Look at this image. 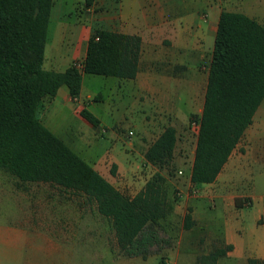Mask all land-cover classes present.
Listing matches in <instances>:
<instances>
[{
	"label": "trees",
	"instance_id": "trees-1",
	"mask_svg": "<svg viewBox=\"0 0 264 264\" xmlns=\"http://www.w3.org/2000/svg\"><path fill=\"white\" fill-rule=\"evenodd\" d=\"M90 5L93 0H86ZM54 0H0V169L21 182H44L83 193L109 219L121 252L147 258L161 242L158 226L173 212L168 178L156 172L134 196L126 195L50 130L39 106L67 86L73 99L81 94L83 75L134 79L140 69L142 38L96 29L85 57L64 71L44 67ZM264 100V24L239 11L220 14L209 66L205 101L198 123L191 170L194 185L214 182L253 124ZM80 114L93 126L100 120L87 108ZM178 131L167 126L145 153L148 164L164 168L176 150ZM115 172V165L114 170ZM247 197H237L243 207ZM195 220L185 216V229ZM234 246L216 247L197 264H217ZM251 264H264L251 260ZM164 263V261H163Z\"/></svg>",
	"mask_w": 264,
	"mask_h": 264
},
{
	"label": "crops",
	"instance_id": "crops-1",
	"mask_svg": "<svg viewBox=\"0 0 264 264\" xmlns=\"http://www.w3.org/2000/svg\"><path fill=\"white\" fill-rule=\"evenodd\" d=\"M63 1L57 0L58 6L55 12L56 0H54L50 24L53 17L60 21ZM223 10L243 12L264 24V0H93L90 6L84 9L85 24H81L83 27L80 31L72 33L74 37L71 49L63 55L55 44L51 45L50 53L46 52L44 67L48 64L49 67H45L47 70L64 71L77 60H82L86 55L89 39L96 29L139 35L142 38V53L136 78L128 80L114 77L116 78L114 84L119 93L117 95V98H120L119 101H139L148 107V112L142 122L143 138L130 142L131 149L136 151V155L139 149L144 148L145 157L149 146L170 125L166 124L170 115L162 113L163 103L198 100L200 85L195 79L199 75L200 63L208 55L212 56L218 22ZM61 25L63 27L59 32L58 40L63 37L67 29L66 22L62 21ZM61 65L65 68L56 70ZM64 86L59 89L53 99L44 100L38 109L39 117L50 130L56 129V125L53 123V117H48L46 114L47 106L57 99ZM206 87L207 83H205L203 93L204 101ZM64 90L62 91L64 102H75L67 86ZM125 94L127 98L124 97ZM88 97H90L89 100L94 99L91 94H88ZM81 98L82 94L77 98L78 102H75L77 105L74 111L83 118L80 111L87 107L85 103H81ZM167 111L173 115V110ZM262 114H264V100L249 128ZM258 126L261 129L248 128L245 131L217 179L212 183L200 185L201 188L209 190L211 197L218 198L222 204L228 206L236 207L237 197L249 198L245 206L256 208L255 221L252 223L243 221L238 224L227 222L223 228L216 229L209 221H204V218L199 216L198 209L192 211L193 219L197 220L194 226L199 227L206 235L204 245H197L201 251L193 258L196 264L200 255L208 254L216 247L229 244L234 246L233 250L220 257L217 264H251V260L264 262V195L258 197L255 192L250 195V193H240L236 190L237 183L241 179L248 178L260 169L264 170V121ZM94 127L104 129L106 124L100 120V124ZM194 155L195 149L191 170ZM112 157L117 158L116 151L112 153ZM114 162L119 164L118 160ZM109 181L113 184L111 180ZM6 191L0 184V194ZM23 210H25L24 207ZM81 213H84V210L78 214ZM55 218L51 216L45 222L40 221L35 232L23 229L25 226L34 228L35 223L11 225L0 222V264H71L74 261L77 262V256L71 253L70 248L74 236H80L79 240L87 236V234H80L82 227L89 229L90 235L91 231H99L102 234L100 242L105 244L109 241L107 237H104L103 232L105 228L109 229L108 224V226L102 223L87 224L81 217L79 218V220L83 219L81 222L55 221ZM114 241L118 245L116 235ZM181 242L183 240H178L177 244ZM62 244L70 248L63 249ZM172 251L167 259H170L173 254L178 256L176 248ZM150 257L154 256L130 258L147 261ZM155 257L159 258L158 255ZM163 264H169V262L164 260ZM184 264L187 263L184 262Z\"/></svg>",
	"mask_w": 264,
	"mask_h": 264
},
{
	"label": "rangeland",
	"instance_id": "rangeland-1",
	"mask_svg": "<svg viewBox=\"0 0 264 264\" xmlns=\"http://www.w3.org/2000/svg\"><path fill=\"white\" fill-rule=\"evenodd\" d=\"M55 4L56 12L57 0ZM62 5L60 21L53 17L50 24L47 54L50 53L53 44L63 55L71 49L74 37L72 33L80 31L83 27L81 24H85L84 9L90 6L86 0H64ZM62 21L67 23V29L63 37L61 39L59 37L58 40L59 32L63 27ZM211 58L212 56L208 55L199 65V75L195 79L200 85L197 101L163 103L162 113L170 115L166 124L174 125L178 131L175 153L169 165L164 168L148 164L144 157V148L137 149L138 155L131 149L130 142L143 138L142 122L148 107L139 101H119L120 98H117L119 93L114 84L116 78L96 74L83 75L81 103H85L88 110L106 124L104 129L94 127L75 113L74 109L77 105L75 102L78 100L64 102L62 91H65L66 86L57 99L47 106L46 114L48 117H53V123L56 125V129H52L53 132L126 195H136L156 172H161L168 178L170 196L178 200L173 212L163 221L162 226H158L162 240L149 250V255L154 257L146 261L120 256L124 254L114 241L115 234L111 221L102 217L95 201L89 200L83 193L65 190L50 183L21 182L1 169L0 184L7 191L0 194V222L11 225L35 223L34 228L23 227L31 232L36 231L35 228L40 221L45 222L51 216L56 217L55 221L81 222L84 219L87 224H108L109 229L105 228L103 231L104 237L109 239L105 244L100 242L102 234L99 231H91L90 235V230L82 227L80 234L87 236L82 237L81 240H79L80 236H74L71 248L61 245L63 249L70 248L71 253L77 256V262L71 264H163L164 260L169 264H184V262L191 264L196 253L201 251L197 245H204L206 235L199 227L184 228L185 216L188 212L198 209L199 216L204 218V221H209L216 229L223 228L227 222L234 224L243 221L254 222L256 217L254 206L235 207L222 204L218 198L211 197L207 188L194 185L190 178L198 132V123L191 121V115L200 114L203 109V93ZM78 64L80 60L76 61L77 66ZM45 67L48 68L49 65L45 64ZM64 68V65H61L56 70ZM88 94L94 99L89 100ZM124 97L127 98L126 94ZM167 110H173V115ZM263 121L264 114L259 115L255 124L249 129H261L258 124ZM130 131L134 133L130 135ZM114 151L117 152L115 159L112 157ZM116 160L119 164L114 162ZM261 174H264L262 169L255 171L246 179H241L237 183L236 190L250 195L255 192L256 196H263L264 175ZM82 210L84 213L79 215ZM80 217L83 219L79 220ZM178 240L183 242L177 244ZM175 248L176 251L178 250V256L173 254L167 259ZM156 255L159 258L155 257ZM192 264H196V261L193 260Z\"/></svg>",
	"mask_w": 264,
	"mask_h": 264
},
{
	"label": "built area",
	"instance_id": "built-area-1",
	"mask_svg": "<svg viewBox=\"0 0 264 264\" xmlns=\"http://www.w3.org/2000/svg\"><path fill=\"white\" fill-rule=\"evenodd\" d=\"M78 67H80V68H81V64H78ZM75 100H77V98H75ZM129 134H130V135H132V134H133V132H132V131H130V132H129ZM181 173H182V171H181Z\"/></svg>",
	"mask_w": 264,
	"mask_h": 264
}]
</instances>
